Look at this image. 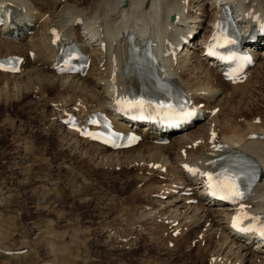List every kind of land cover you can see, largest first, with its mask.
<instances>
[{
	"label": "bare ground",
	"instance_id": "bare-ground-1",
	"mask_svg": "<svg viewBox=\"0 0 264 264\" xmlns=\"http://www.w3.org/2000/svg\"><path fill=\"white\" fill-rule=\"evenodd\" d=\"M215 1L0 0V47L4 50L0 57L16 55L20 59L18 71L0 70V83L4 88L17 82L26 89L40 86L39 91L61 88L66 93L63 97L47 101L52 111L47 127H62L71 134L61 146L74 150L81 141L96 143L104 152L102 157L126 155L132 158L137 174L141 171L163 178L156 194L162 204H141L136 210L140 220L144 217L157 229L167 226L170 236L192 228L184 242L183 253L190 261L186 264H264V244L260 243H264V232L240 230V225L255 222L264 227V129L253 120L239 126L232 111L224 110L225 100L234 90L245 93L256 85L252 75L264 61V0H225L244 19L241 36L249 35L250 29L255 33L243 44L251 53L252 64L242 75L229 79L224 78L216 59L205 54L206 43L217 32L221 5ZM51 27L59 34L56 41ZM128 33L136 44L152 41L160 74L188 96L198 116L195 123L139 124L140 117L124 113L121 102L151 90L155 81L150 62L128 56ZM70 43L87 56L86 70L60 72L55 67L57 54ZM69 115L78 119L79 129L67 127L64 119ZM97 118L108 121L113 130L138 132L141 139L126 148L100 144L82 134L99 127L90 124V119ZM160 137H168V141L159 142ZM219 153L227 156L214 160ZM208 167L220 173L223 181L233 176L238 185L242 175L254 167L260 178L239 202L241 207L238 202L213 204L201 183V173ZM222 179L216 177L219 184ZM24 247L0 245V252L21 254Z\"/></svg>",
	"mask_w": 264,
	"mask_h": 264
},
{
	"label": "rangeland",
	"instance_id": "rangeland-1",
	"mask_svg": "<svg viewBox=\"0 0 264 264\" xmlns=\"http://www.w3.org/2000/svg\"><path fill=\"white\" fill-rule=\"evenodd\" d=\"M259 65L252 75L255 87L234 90L225 100L224 110L232 111L239 126L253 120L264 129V61ZM39 89L0 83V245L25 246L21 254L0 252V264L190 262L183 248L192 228L173 237L167 226L157 229L140 220L136 210L141 204H162L156 194L164 179L137 174L126 155L102 157L96 143L81 141L74 150L61 146L71 134L47 127L52 112L47 101L66 93Z\"/></svg>",
	"mask_w": 264,
	"mask_h": 264
},
{
	"label": "snow or ice",
	"instance_id": "snow-or-ice-1",
	"mask_svg": "<svg viewBox=\"0 0 264 264\" xmlns=\"http://www.w3.org/2000/svg\"><path fill=\"white\" fill-rule=\"evenodd\" d=\"M193 114H194V110H190L187 112H183L182 116L184 118H188ZM214 135H215V133H213V136ZM215 187H217L220 191L226 193L225 198L239 197V196L243 195V193L239 190V185L236 183V178H234V177H227L223 184L216 185ZM213 194H216V193L214 192ZM234 226H235V224H234ZM262 232H264V230H262Z\"/></svg>",
	"mask_w": 264,
	"mask_h": 264
}]
</instances>
